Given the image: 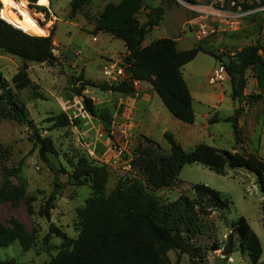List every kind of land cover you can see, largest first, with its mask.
I'll use <instances>...</instances> for the list:
<instances>
[{
  "label": "rangeland",
  "instance_id": "obj_1",
  "mask_svg": "<svg viewBox=\"0 0 264 264\" xmlns=\"http://www.w3.org/2000/svg\"><path fill=\"white\" fill-rule=\"evenodd\" d=\"M15 1L23 12L21 16L36 20L47 30L42 37L50 36L52 30H55L54 54L58 60L52 66L28 63V75L32 83L27 89L19 91L12 79L22 68L23 62L19 58L0 53V189L9 183L25 193L23 199L9 202L0 200V223L8 228H12L14 223H20L28 234L35 237V243L28 251H24L19 242H14L8 248L0 247V261L45 264L59 254L63 244L61 238L50 234L52 226L73 240L80 235L78 210L85 206L86 200L92 195L89 186H79L71 179L80 157H87L95 164L109 168L107 195L120 185L139 178V170L128 171L125 163L111 166L114 157V147L110 140L112 125H105L99 118L87 113L84 100L75 92L76 86L86 82L96 84L97 88L87 87L83 94L92 99L99 112H108L113 121L119 110L120 95L101 89L112 86L102 71L107 63L123 64L125 46L121 39L108 33L96 32L94 27L108 4H119L122 0H90L75 14L72 13L73 0H48L49 8L44 7V10L31 9L24 0ZM39 2L38 6H41ZM145 5L151 8L162 7L165 16L161 24L146 36L144 46L162 38H171L177 41L180 51L201 45L215 52L226 65L236 52L256 44L264 46V15L255 21L250 18L242 22L224 23L215 36L199 41L195 30L186 25L190 14L176 0H145ZM146 14V9L138 14L141 24L147 22ZM23 24L30 29L27 23L19 25ZM220 63L215 56L201 52L182 69L195 98V124L189 125L175 119L154 91L149 93L153 97L151 100H157L169 116V120L163 118V121L166 122L168 133L177 142L187 145V135L193 138V145L204 143L225 151H233L236 147L238 151L240 147L243 153L255 154L264 160V102L251 103L250 113L246 116V120L256 116L258 123L252 133L247 120L245 131L248 133L250 130L253 134L250 145L246 137L244 141L241 138V144L236 143L231 122L213 123L211 132L216 136L213 139L205 130L202 115L211 112L214 117L210 107L219 105L223 90H226V96L229 97V81L217 86L221 88L209 85V77ZM57 66H67L69 74ZM4 86L13 92L16 106L24 109L29 123H21L16 119V112L3 97ZM249 90L253 91L251 86ZM232 114V108L221 109L220 112L222 116ZM63 115L69 119L70 125L58 127L59 118ZM32 126L36 127V132ZM161 129H157L154 139L161 146L162 154L168 155L170 145L161 135ZM120 136V142L126 144L124 162L129 158L135 161L147 146L143 139L145 136L133 134L131 140L118 134ZM45 139L51 140L53 148L44 151L47 162L40 158L42 141ZM188 147L189 150H184L192 151V145ZM18 168L20 172L16 176L8 177L5 173L6 169ZM179 179L182 183L175 188L151 193L160 201L158 222L178 229L189 246L185 252L174 250L159 258L171 264H251L248 256L241 254L240 238L232 229V224L245 218L260 239L263 248L260 264H264V193L260 190L256 174L243 168H228L226 175H220L200 165H187L182 169ZM197 184L220 192L230 202L229 208L216 210L207 200L197 197L192 190V186ZM54 193L56 201L48 220L42 212ZM183 197L184 202L178 204ZM26 198L33 200L32 214L28 212ZM228 249L230 253L224 255Z\"/></svg>",
  "mask_w": 264,
  "mask_h": 264
},
{
  "label": "trees",
  "instance_id": "obj_2",
  "mask_svg": "<svg viewBox=\"0 0 264 264\" xmlns=\"http://www.w3.org/2000/svg\"><path fill=\"white\" fill-rule=\"evenodd\" d=\"M31 9L44 10L38 6L39 0H24ZM90 0H73L72 13H77ZM145 0H122L119 4H108L98 20L95 31L111 34L121 39L127 54L121 65L129 79L101 88L124 97L136 95L134 81L149 84L158 94L166 109L178 121L192 125L196 115L193 108V98L184 80L182 69L201 53H208L222 60L215 52L206 50L201 45L192 49L179 51L177 41L162 38L144 46L146 36L153 28L161 24L165 16L162 7H147V22L141 24L138 19ZM2 3L0 2V15ZM256 18H253L255 21ZM10 23L0 16V53L19 58L22 68L12 81L19 91L27 89L32 81L28 75V63L54 65L57 57L54 54L55 42L53 29L48 37L35 36L30 33L26 24ZM29 32V33H28ZM256 68L264 69V46L256 44L236 52L226 65V71L232 85V98L248 103L264 102L261 94L245 95L248 79L247 72ZM261 88L264 87L262 77L256 76ZM87 87L97 88L96 84L86 82L76 86V95L84 97L85 111L99 118L105 125H112L108 112H99L92 99L84 96ZM3 97L16 112V119L21 123H29L23 108L15 104V95L3 87ZM243 109L236 110L235 116L227 118L231 122L236 143H242L239 119ZM58 127L70 125L69 119L63 115L59 118ZM170 145L168 155L162 154L161 146L154 140L143 137L146 148L134 161V170H139V178L120 185L106 194L110 181L109 168L95 164L87 157H80L74 167L71 179L79 186H89L92 195L86 200L85 206L78 210L81 231L78 239L73 240L55 227L50 228L63 241L61 251L50 262L45 264H171L159 256L170 251L185 252L188 241L178 229L160 224L157 211L160 201L151 193L163 189H172L182 182L179 179L182 169L187 165H200L212 172L226 175L228 168H243L255 173L258 185L264 193V160L255 154H239L237 147L233 151L219 150L215 147L200 144L194 150L187 152L170 133L165 134ZM44 149L53 150L49 139L42 141ZM20 169H6L8 177L18 175ZM192 190L197 197L207 200L212 208L224 211L230 202L223 198L220 192L205 185H193ZM25 198L23 190L6 183L0 189V200L14 201ZM26 206L30 214L32 198H26ZM181 198L178 204H182ZM56 193L52 194L42 212L48 220L54 209ZM232 229L240 238L241 254L247 255L251 264H260L263 248L259 237L245 218H240ZM232 235L230 236V238ZM14 242H19L24 251L30 250L34 243V235L28 234L24 226L14 223L8 228L0 223V247L8 248ZM0 264H16L14 260L0 261Z\"/></svg>",
  "mask_w": 264,
  "mask_h": 264
},
{
  "label": "crops",
  "instance_id": "obj_3",
  "mask_svg": "<svg viewBox=\"0 0 264 264\" xmlns=\"http://www.w3.org/2000/svg\"><path fill=\"white\" fill-rule=\"evenodd\" d=\"M43 7L49 8V6H47V7L43 6ZM147 7L148 6L145 5V1H144V6H143L141 11L146 9V12H147ZM94 29H95V27H94ZM124 46H125V44H124ZM126 54H127V50L125 47L124 55H126ZM250 75H252L251 78H250ZM256 76L262 77V82L264 85V69H261V68H256L255 70L250 69L247 72L248 84H247V88L245 90V95L261 94L264 96V87L263 88L260 87ZM183 77H184V80L186 81L187 86L191 92V95L193 98V106H194L195 98H194L193 93L191 91V87H190L188 81L186 80L184 74H183ZM226 81L230 82L229 97L227 98V96H226V90L225 91L223 90L220 94L219 105H214V106L210 107L212 112L215 114L214 117L212 116L211 112H206L202 115L204 118V122H205L204 123L205 130L207 131L208 136L212 139L216 137L211 132L212 124L213 123L219 124L221 122H224V120L227 118L234 117L235 112L237 110V108L235 107V100L233 103L232 85H231V81H230L229 76L226 78V80L224 82H226ZM224 82H222V83H224ZM146 85H148V86H146ZM249 86L252 87L253 91L249 90ZM134 87H135L136 92H137L135 96H133V97H124L121 95L119 96L120 97L118 100L119 110L115 114V118L120 123V130H123L125 132L128 131V132H131L132 134H140L142 136H145V137L150 138V139L155 141L154 135L158 131L157 129L162 127L161 135H163L165 137V134L168 133V129L166 127V122L163 121V118H165V120H169L170 118H169V116H167V114H165L164 110L162 109V106H160L158 104V102H156L157 100H151L153 97L149 93H151V91L153 92L154 90L152 89V87L149 84L141 83V82H138L136 85H134ZM217 88H221V86L217 87ZM250 105H251V103H248L247 101L243 102V105L240 106V107H242L243 112H242V115L239 119V129L241 131V138L242 139L243 138L245 139V137L247 139L249 138V141H248L249 145L252 144V139H253L252 133L255 131V127L258 126L256 116L253 115V119H247L249 121V125H251V127L249 129L252 130V133L250 132V130H248V133L245 131V127L247 124L246 116L250 113ZM227 108L229 110L232 108L233 114L230 116L220 115L221 109L225 110ZM195 123H196V119H195ZM244 139H243V141H244ZM185 141H188L186 143L187 145H184L182 142L178 141L185 150H189L188 146H190V144L192 145V150H194L198 145L204 144V143H199L197 145H193V138H191V136H187V135H186Z\"/></svg>",
  "mask_w": 264,
  "mask_h": 264
},
{
  "label": "built area",
  "instance_id": "obj_4",
  "mask_svg": "<svg viewBox=\"0 0 264 264\" xmlns=\"http://www.w3.org/2000/svg\"><path fill=\"white\" fill-rule=\"evenodd\" d=\"M177 3L190 14L189 25L196 32L199 41L209 39L221 31L224 23L242 22L250 18H257L264 15V0H176ZM234 20V21H233ZM218 68L214 69L213 75L209 77V85L217 87L228 77L226 64L221 60ZM102 74L109 83L118 84L129 79L125 69L119 63H107L103 67ZM138 82L134 81L133 85ZM111 142L114 147V157L111 166L126 164V170H134V159L129 158L124 162L127 154L126 144L120 140L124 135L125 139L131 140L132 133L120 130V123L116 118L112 121ZM117 135V137H116ZM127 145L129 142L126 140Z\"/></svg>",
  "mask_w": 264,
  "mask_h": 264
},
{
  "label": "bare ground",
  "instance_id": "obj_5",
  "mask_svg": "<svg viewBox=\"0 0 264 264\" xmlns=\"http://www.w3.org/2000/svg\"><path fill=\"white\" fill-rule=\"evenodd\" d=\"M0 2L2 3L0 16L3 20L16 22L18 24L27 23L31 29L30 32L32 35L45 36L44 32L47 33V30L43 29L36 20L20 15L23 12L19 9L15 0H0ZM39 4L41 6H47L48 0H40Z\"/></svg>",
  "mask_w": 264,
  "mask_h": 264
},
{
  "label": "water",
  "instance_id": "obj_6",
  "mask_svg": "<svg viewBox=\"0 0 264 264\" xmlns=\"http://www.w3.org/2000/svg\"><path fill=\"white\" fill-rule=\"evenodd\" d=\"M57 68L60 69V70H64L65 73L69 74V70H68L67 66H57ZM81 99L84 100V97H82ZM235 102H236V108L239 109L240 106H241L240 105V99L237 98L235 100ZM32 129L34 130V132H36V127L35 126H32ZM44 151H45V149H44V147H42L41 151H40V158H41L42 161L47 162V159H46ZM237 152L239 154H243V150L240 147H238V151ZM229 253H230V249H228L226 252H224V255H227Z\"/></svg>",
  "mask_w": 264,
  "mask_h": 264
}]
</instances>
